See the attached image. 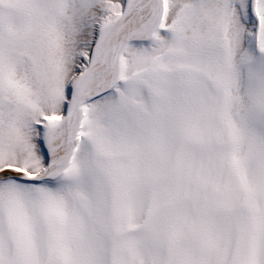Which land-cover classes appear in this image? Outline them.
Segmentation results:
<instances>
[{
    "label": "snow or ice",
    "instance_id": "obj_1",
    "mask_svg": "<svg viewBox=\"0 0 264 264\" xmlns=\"http://www.w3.org/2000/svg\"><path fill=\"white\" fill-rule=\"evenodd\" d=\"M0 264H264V0H0Z\"/></svg>",
    "mask_w": 264,
    "mask_h": 264
}]
</instances>
